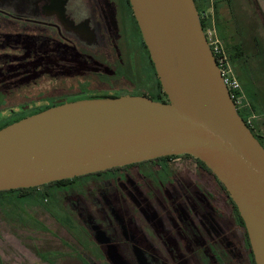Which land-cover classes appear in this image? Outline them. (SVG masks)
Listing matches in <instances>:
<instances>
[{"label": "flooded vegetation", "instance_id": "flooded-vegetation-1", "mask_svg": "<svg viewBox=\"0 0 264 264\" xmlns=\"http://www.w3.org/2000/svg\"><path fill=\"white\" fill-rule=\"evenodd\" d=\"M121 94L166 100L128 0H0V128L63 100ZM54 181L24 197L28 217L80 264H115L112 254L128 264H255L227 190L189 154ZM15 250L30 264H58L61 251Z\"/></svg>", "mask_w": 264, "mask_h": 264}, {"label": "water", "instance_id": "water-1", "mask_svg": "<svg viewBox=\"0 0 264 264\" xmlns=\"http://www.w3.org/2000/svg\"><path fill=\"white\" fill-rule=\"evenodd\" d=\"M166 100L80 98L0 128V190L189 154L224 185L264 264V147L229 97L193 0H128Z\"/></svg>", "mask_w": 264, "mask_h": 264}, {"label": "crops", "instance_id": "crops-1", "mask_svg": "<svg viewBox=\"0 0 264 264\" xmlns=\"http://www.w3.org/2000/svg\"><path fill=\"white\" fill-rule=\"evenodd\" d=\"M204 10L214 16L221 48L238 83L242 102L237 109L254 114L253 126L264 141V34L258 13L250 0H208Z\"/></svg>", "mask_w": 264, "mask_h": 264}, {"label": "rangeland", "instance_id": "rangeland-1", "mask_svg": "<svg viewBox=\"0 0 264 264\" xmlns=\"http://www.w3.org/2000/svg\"><path fill=\"white\" fill-rule=\"evenodd\" d=\"M253 2L258 11V24L264 34V0H253ZM252 8L253 10L255 9L253 6ZM31 211V203L27 200H17L6 193L0 195V261L3 264H30L27 259L23 257L24 255L20 256L21 254H18L15 248L19 249L23 248V246H29L31 248L34 246V249L40 253H46L48 250H61L56 254L60 257L57 261L58 264H80L67 255V248L59 242L57 237L45 232V229L43 230L40 226H35L28 217V212ZM87 217L89 229L94 238H97V227L89 219V216ZM42 218L43 217L40 215L39 219ZM26 224H28V228H26ZM56 229L57 236L61 238L67 237L66 232L61 227H57ZM11 233L15 234L17 237L14 236L20 240L23 245H20ZM13 238L15 239V243H11V239ZM111 259L115 264H128L115 254L111 255Z\"/></svg>", "mask_w": 264, "mask_h": 264}, {"label": "built area", "instance_id": "built-area-1", "mask_svg": "<svg viewBox=\"0 0 264 264\" xmlns=\"http://www.w3.org/2000/svg\"><path fill=\"white\" fill-rule=\"evenodd\" d=\"M199 16L205 22V27L202 31L207 45L215 58L223 83L225 84L229 97L233 101L237 110V107H239L242 102L241 95L239 94L238 83L230 72L225 53L221 48L220 41L216 34L213 17L211 14H207L206 11L200 14L198 13V18ZM242 117L244 124L248 128L253 127V113L242 114Z\"/></svg>", "mask_w": 264, "mask_h": 264}, {"label": "trees", "instance_id": "trees-1", "mask_svg": "<svg viewBox=\"0 0 264 264\" xmlns=\"http://www.w3.org/2000/svg\"><path fill=\"white\" fill-rule=\"evenodd\" d=\"M193 2H194V5H195L196 9L199 10V12H198L199 14L205 12L204 8H205L206 5H208V0H193ZM250 3L255 8V4H254L253 0H250ZM212 4L213 3L211 1L210 2V6L211 7H212ZM254 10L257 11L256 8ZM257 13H258V11H257ZM212 17H213V21H214L213 14H212ZM199 22H200L201 28L204 29L205 22L202 20V18L200 16H199ZM215 29H216V24H215ZM141 95H143V94H141ZM149 98H151L153 100H159L157 97H149ZM237 112L242 117V114L240 113V111H238V109H237ZM255 128H256L255 126L249 127L251 133L257 138L259 143L264 147V141L261 139L260 135L256 132ZM58 181L59 180L54 181V182H58ZM43 185L46 188V184H43ZM36 187H38V186H36ZM36 187H24V188H14V189H8V190H0V195H3V194L6 193V194H9V196H11V197H13V198H15L17 200H23V199H27V198H24L26 196L34 197V195L38 194V192L36 191ZM44 195H46L45 194V190H44L43 193H41L38 196V201H41L42 198L44 197Z\"/></svg>", "mask_w": 264, "mask_h": 264}]
</instances>
